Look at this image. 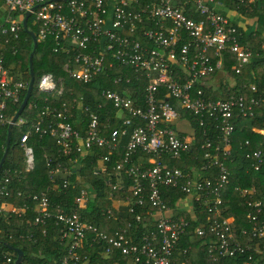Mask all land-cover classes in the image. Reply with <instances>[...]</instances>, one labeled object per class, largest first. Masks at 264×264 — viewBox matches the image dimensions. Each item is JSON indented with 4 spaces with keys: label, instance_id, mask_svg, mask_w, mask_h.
I'll return each instance as SVG.
<instances>
[{
    "label": "built area",
    "instance_id": "1",
    "mask_svg": "<svg viewBox=\"0 0 264 264\" xmlns=\"http://www.w3.org/2000/svg\"><path fill=\"white\" fill-rule=\"evenodd\" d=\"M232 1L251 3L255 0ZM216 4V0H0V131L10 123V106L21 104L28 87L29 81L15 78L22 72L12 71L14 62L7 60L8 55L15 57L18 53L26 13H29L27 29L35 34L37 45L49 41L53 53L65 57L61 67L65 77L87 84L107 69L123 67L131 70L136 80L142 74L148 80L142 96L144 107L137 105L127 91L126 94L109 89L102 91L103 99L117 109L118 114L128 115L122 120L120 129L109 136L102 134L95 112L88 111L89 121L82 136L66 121L65 107L63 112H56L57 121L54 122L50 118L55 115V109L48 106L39 109L35 102L28 105L29 110L36 109L40 114L19 140L25 173L34 171L36 164L34 149L28 142L32 135L52 137L65 156L77 153L84 157L93 148H106L108 156L101 161H109L120 138L127 135L126 150L122 160L115 162L114 175L125 174L131 181L130 191L136 199L133 205L142 206L147 199L156 210L154 216H158L156 232L145 233L134 243L128 239L127 230L108 235L83 219L82 211L89 197L87 189L80 190L70 209L54 207L45 193L32 195L28 198L35 203L33 225L45 226L52 220L59 240L67 242V253L59 264H78L77 252L89 237L93 242L107 245L106 255L112 249L121 252L126 261L114 264H174L173 253L188 221L166 214L170 207L161 195L163 187L178 189L191 200L192 206L197 203L209 214L204 223L198 222L194 233L207 238L212 262L240 254L247 255L245 264H251L254 255L264 254L262 201L255 198L254 188L238 189L247 206L255 208L253 214L246 216L251 224L249 230L241 229L238 236L233 222L221 215L222 193L231 179L228 162L233 153L235 118H252L254 109L264 105V98L238 94L223 100L204 95L202 86L206 83L203 79L222 70L224 52L234 55L236 74L242 72L252 56L251 51L239 44L237 28L215 10ZM186 9H190V15L185 14ZM144 26L149 28L142 29ZM121 81L129 83L130 78L114 80L115 83ZM37 89L45 100L48 97L58 99L63 92V78L42 73ZM161 89H165L167 99L161 96ZM248 89L256 92L253 84ZM169 97L185 113L195 117L199 126L212 127L216 131L213 140L204 129L205 140L201 146L206 164L200 170L215 172L213 179L205 178L198 169L186 173L162 162L164 157L178 159L192 147L190 138L179 135L172 126L181 120V115L168 101ZM16 124L24 122L19 118ZM255 131L264 135L263 130ZM137 151L150 155L149 167L132 163ZM245 158L253 161L254 171L264 163L260 150L247 153ZM52 161L45 156V166L54 188L57 176L62 177L63 188L70 185L71 176L78 178L75 168L62 171L60 165L52 166ZM72 162L76 164V159ZM10 182L6 173L0 183V213L4 215L28 209L27 203L17 208L3 200L10 196ZM119 187L118 181L111 185L112 189ZM16 195L21 197L22 193ZM106 215L116 220L110 209ZM135 220L139 222L140 217L136 215ZM243 238H247V243ZM0 264H12V259L0 254ZM180 264H189V261L185 259Z\"/></svg>",
    "mask_w": 264,
    "mask_h": 264
},
{
    "label": "trees",
    "instance_id": "2",
    "mask_svg": "<svg viewBox=\"0 0 264 264\" xmlns=\"http://www.w3.org/2000/svg\"><path fill=\"white\" fill-rule=\"evenodd\" d=\"M225 8L233 10L242 19L254 21V26H238L233 24L238 30L239 44L252 52L251 60L246 67L242 69L240 74H236L235 57L226 51L223 54V67L220 71H214L203 80L206 86H202L204 95L212 99H227L230 95L243 94L245 97L253 96L255 98H264V0H255L253 3L239 2L232 0H220ZM185 14L190 15V9H186ZM220 14H222L220 12ZM229 20V19H228ZM231 23V22H230ZM149 28V26H146ZM145 26L142 29H147ZM32 31L36 32L34 29ZM22 41L17 45L18 53L15 57L7 56L10 63L14 62L12 71L20 70L22 75H15V78H22L29 81V62L28 57L32 51V40L22 30ZM51 42L40 43L33 56L34 84L30 100L19 118L24 122L23 125L15 124L11 130L10 147L7 152L4 164L0 169V183L5 174L11 180L9 184L10 196L4 198L7 203L21 208L27 203L28 209L20 213H0V254L8 255L14 264L16 253L13 249H18L23 254L21 264H59L61 259L67 253V242L60 241L57 231L54 228L53 221L46 222L45 226H34L33 222L36 217L34 209L35 203L30 201L28 197L45 193L51 204L55 207L60 206L70 209L73 206L74 199L79 195L80 190H89L88 202L82 211V217L85 221L95 225L99 231L108 235L120 233L127 230V237L132 242H139L140 237L149 232H156L155 208L151 206L149 201L145 199L144 205H133L136 201L132 197L130 191L131 181L122 174L120 177L114 175V165L118 160H122L126 150L128 136L120 138L117 149L109 156V161H101V158L108 156L106 148H93L88 151L84 157L74 153L71 156H65L61 152V148L56 144L55 140L50 136L32 135L29 137V144L33 147L35 153V169L30 173L23 171V152L19 147L20 137L28 131L30 124L37 121L40 112L36 109L29 110L28 105L35 102L37 107H50L55 109V115L50 120L57 121L56 112H63L66 108V121L77 130L82 136L87 128L89 121L88 111L97 113L99 118L100 129L102 134L109 136L116 129H120L122 120L128 115L118 114L117 109L105 101L102 97L103 90L117 91L120 94H126L132 97L134 102L144 107L142 96L144 89L148 83L145 74H142L139 80L135 79L133 72L127 68L117 67L107 69L105 73L94 79L90 83L84 84L76 80L69 79L63 75L61 67L65 60L62 54H56L52 51ZM13 61V62H12ZM52 73L56 79L63 78V92L58 99L54 97L45 98L39 94L37 82L42 73ZM221 75L218 87L211 82ZM129 77L130 82L121 81L115 83V78ZM227 82H226V81ZM253 84L256 92L248 89ZM165 89H161V96L165 98ZM25 93L22 95V98ZM167 99V97L165 98ZM173 107L179 111L181 120L189 122L190 133L179 132V135L190 138L192 147L190 151L183 154L178 159H170L164 157L162 162L171 168H179L186 173H192L195 169L201 172L205 178L213 179L215 172H207L200 170L206 161L203 159V149L205 136H210L213 140L216 131L210 128L199 126L198 120L185 113L178 107L176 102L168 98ZM64 105V106H63ZM20 104L10 106L8 110L9 116L13 117L19 109ZM86 109H88L86 111ZM236 116H239L238 112ZM136 124H139L135 120ZM47 122V121H46ZM141 124V123H140ZM208 124V120L206 121ZM235 130L232 143V158L229 161V167L233 175V184L240 189L256 190L255 198L262 201L261 210L264 215V163L258 171L252 168L253 161L246 159L247 153L260 150L263 153L264 160V135L255 130L264 129V105L254 109L252 118H235ZM174 128V127H173ZM129 131V130H128ZM7 136V126L0 131V160L3 156ZM248 144L245 145V142ZM45 156H49L52 166L60 165L63 169H73L78 171V178L71 176L69 178L70 185L66 188L62 187V177H56V187L49 179L48 168L45 166ZM150 155L141 151H137L132 157V163L149 167L148 160ZM76 159V164L72 161ZM72 160V161H71ZM104 169V170H103ZM118 178V179H117ZM119 182L121 187L112 189L111 185ZM17 192H21L22 196L18 197ZM93 194V195H92ZM161 195L168 200V206L174 207L179 199L185 198V195L178 189L169 187L161 188ZM93 196V197H92ZM113 199H124L128 201V208L125 216L119 217L117 220L108 218L106 212L111 208ZM221 206V215L224 218H234V232L239 236L241 229L249 230L251 224L247 219V214L254 213V207H248L244 198L231 188L225 197ZM133 205V212H129V208ZM194 215L196 219H190L188 215L175 213L176 218L184 217L188 221V227L178 241L173 253V263L180 264L188 259L189 264H245L247 255L236 254L233 257L220 258L216 262H212L209 257V249L206 237H199L194 233V229L198 222L204 223L207 212L202 206L193 203ZM138 215L140 221L136 222L135 217ZM242 241L247 243V238ZM107 245L104 242H93L91 237L78 250V264H114L116 262H125L126 259L117 249H112L109 255L105 254ZM251 264H264V254H256L253 256Z\"/></svg>",
    "mask_w": 264,
    "mask_h": 264
},
{
    "label": "crops",
    "instance_id": "3",
    "mask_svg": "<svg viewBox=\"0 0 264 264\" xmlns=\"http://www.w3.org/2000/svg\"><path fill=\"white\" fill-rule=\"evenodd\" d=\"M216 5H215V10L218 13H222V15L226 16L229 21L233 24H236L238 26H246V27H253L254 26V21L252 20H248V19H242L238 14H236L235 11L233 10H228L227 8L224 7V5L222 4V2L220 0H216ZM253 3V2H252ZM182 121H185L187 123V125L181 126L180 123H182ZM172 126L175 127L179 132L185 133L187 132L188 128H189V122L187 120H179L177 122L172 123ZM187 126V127H186ZM190 130V128H189ZM263 130L264 129H260ZM228 168L230 170L231 173V179H230V183L228 185V187L225 189V191L222 193V199L223 202L226 201L225 197L228 194V192L231 190V188L236 191H239L238 189H240L239 187H236L235 184H233V175H232V171L229 167V162H228ZM195 172H197V169L195 170ZM93 195V194H92ZM93 197V196H92ZM164 199H167L166 197H163ZM128 201L126 200H118V199H113L112 203H111V211L112 214L115 216L116 220L119 217L125 216L126 214V209L128 208ZM170 207V206H169ZM194 208L192 206L191 200L187 197L183 198V199H179L174 207H170V211H168L166 214H170L174 217H176L177 215L175 213H180L182 215H188L190 217V219H196L194 213ZM158 216H155V219H157ZM184 217H181L179 219H183ZM230 221L233 222L234 224V218L233 217H227Z\"/></svg>",
    "mask_w": 264,
    "mask_h": 264
},
{
    "label": "water",
    "instance_id": "4",
    "mask_svg": "<svg viewBox=\"0 0 264 264\" xmlns=\"http://www.w3.org/2000/svg\"><path fill=\"white\" fill-rule=\"evenodd\" d=\"M28 16H29V13H26V15H25V17L23 19V22H22V26H23L24 31L27 33V35L32 40V51H31V53L29 54V57H28L30 79H29V82H28V87H27L25 96H24V98H23V100H22V102H21V104L19 106V109L13 115V117L11 118L10 123H9V125L7 127L6 145H5L3 156H2V158L0 160V169L2 168V166L4 164L7 152H8L9 147H10L11 130H12L13 126L16 124V122L18 121L20 114L22 113V111L27 106L28 100L31 97L32 91H33V84H34L33 56L35 55L36 50H37V40H36L35 34L27 29L26 21H27ZM13 250L16 253V259H15L14 264H21L22 260H23L22 252L20 250H18V249H13Z\"/></svg>",
    "mask_w": 264,
    "mask_h": 264
},
{
    "label": "rangeland",
    "instance_id": "5",
    "mask_svg": "<svg viewBox=\"0 0 264 264\" xmlns=\"http://www.w3.org/2000/svg\"><path fill=\"white\" fill-rule=\"evenodd\" d=\"M222 79L221 75H219V77H216L213 82H211L213 85H215L216 87H218L219 81ZM226 81V80H225ZM227 82V81H226ZM181 126L187 125V123L185 121H182V123H180ZM187 127V126H186ZM190 133V130L188 128L186 134L188 135Z\"/></svg>",
    "mask_w": 264,
    "mask_h": 264
}]
</instances>
